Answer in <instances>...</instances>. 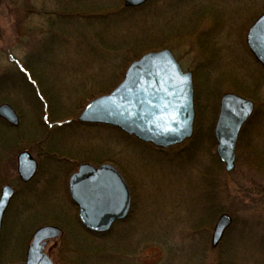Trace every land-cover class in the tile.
<instances>
[{
    "label": "rangeland",
    "instance_id": "obj_1",
    "mask_svg": "<svg viewBox=\"0 0 264 264\" xmlns=\"http://www.w3.org/2000/svg\"><path fill=\"white\" fill-rule=\"evenodd\" d=\"M60 4L0 0V103H9L19 118L16 126L0 122V130L17 139L11 149L10 141L0 144V158L6 160L0 189L4 183L16 188L3 218L0 264L24 260L34 229L44 222L58 221L68 234L75 233L76 225H71L77 209L65 195L71 164L59 156L77 163L107 161L130 185V212L116 225L123 232L105 237L103 242L114 246L101 252L135 264H217L221 256L222 264H264L254 236L264 227V191L260 177L244 167L249 162L240 155L247 149L238 144L234 169H224L219 178L218 163L213 164V129L224 92L254 102L241 141L254 152L264 145V69L245 39L264 0H149L134 7L123 0H83L78 8L66 7L64 14L57 11ZM50 15L56 20V45L37 48ZM147 33L153 36L148 47L141 40ZM163 47L193 72L198 113L192 137L161 148L79 120L85 103L113 88L132 59ZM33 140L44 152L33 151L38 173L23 183L16 172L17 147ZM51 148L56 156L47 152ZM220 177L227 187L224 198ZM45 179L50 183L46 188ZM242 206L246 208L240 211ZM230 208L232 219L213 245L216 223ZM81 236L86 243L79 253L63 250L57 257L61 237L48 241L45 251L56 264H117L97 254V237Z\"/></svg>",
    "mask_w": 264,
    "mask_h": 264
},
{
    "label": "water",
    "instance_id": "obj_2",
    "mask_svg": "<svg viewBox=\"0 0 264 264\" xmlns=\"http://www.w3.org/2000/svg\"><path fill=\"white\" fill-rule=\"evenodd\" d=\"M147 0H124L126 6H138ZM246 42L264 68V11L250 24ZM254 103L234 92L220 97L214 126L216 153L230 171L240 129L250 117ZM0 117L11 125L19 118L7 102L0 103ZM195 118L194 86L191 71H184L170 49L148 51L132 61L122 81L109 93L90 100L79 115L82 122L116 126L145 142L167 147L193 133ZM38 162L28 150L17 155V171L23 181L36 173ZM69 194L78 206L79 219L94 232H106L113 222L124 219L130 210L131 194L126 180L109 162L95 166L83 162L68 181ZM14 193L5 184L0 193V233L5 209ZM231 217L223 213L213 233V244L221 238ZM61 229L52 224L38 227L27 248L25 259L12 264H55L44 251L49 239L59 237Z\"/></svg>",
    "mask_w": 264,
    "mask_h": 264
},
{
    "label": "trees",
    "instance_id": "obj_3",
    "mask_svg": "<svg viewBox=\"0 0 264 264\" xmlns=\"http://www.w3.org/2000/svg\"><path fill=\"white\" fill-rule=\"evenodd\" d=\"M59 1L61 2L60 6H59V9H57L59 14H64L63 12H64L66 7L72 6L71 8H73V7L78 8V7H80V4L83 2V0H59ZM74 4H75V6H74ZM54 12L56 13V10ZM51 18H53L52 15H50V17L49 16L46 17L45 27H43L45 30H43V33H41L43 37H42L41 40L38 41V43H37L38 47L37 48L44 47L46 44H49L50 42H52V43L54 42L55 45H56V39H55V37H56V29H54L55 28V24H56V20L55 19H51ZM53 21H55V22H53ZM152 39H153V36L150 33H147L146 35H144L143 38H141L143 44L146 45V47L151 46L150 44L152 42ZM55 45H54V47H55ZM196 113H198L197 110H196ZM1 121L5 125V122L2 119H0V122ZM195 126H196V124H194V131H195ZM112 128H114V127H112ZM245 128L246 127L243 128V130L241 131V133L239 135V141H238L239 143L238 144L240 145L242 143L243 144L242 146L244 147V149H247V150H244V152L241 153L240 156H241L242 160H244L245 162L248 161L249 165L252 166V168L249 165L247 167L244 166L245 168H248L250 170L248 174L252 175V176H255L256 179L258 177H260V182H258V185L261 186L260 187L261 191H262V189L264 191V145L261 146V147H257L260 150H258L257 152H254L252 150V148H249V145L247 144V142H242L241 139L242 138H244V139L246 138V131L247 130ZM114 129L118 130L117 128H114ZM0 131H1L0 132V144L2 142H4V140H6L8 142L10 141V149L15 147V146H17V139H16L15 136H11L10 134L7 135L8 133L5 130H0ZM118 131H120V130H118ZM121 133H123V132H121ZM41 140H40V142H41ZM30 143L31 144L27 145V146L26 145L18 146L17 150L27 148L30 151H32V152L34 151L36 153L44 152V151L41 150V148H39L38 142L33 140ZM47 152H50L49 153L50 155L56 156L55 155L56 154V150L54 148L48 149ZM59 159L60 160H64L65 158L63 156H59L58 160ZM237 159H238V157H237ZM3 160H4V158H0V173H1V175L3 174V171H2V167L4 166L3 164L6 162V160L5 161H3ZM2 162H4V163H2ZM215 163H218V165H217L218 166V171L220 172V174L218 175V178H219V176L221 174H224L226 172L224 170L223 164L218 160L216 154H214V162H213V164L215 165ZM240 165H242V167H243V164L240 163ZM4 170H6V169L4 168ZM215 170H214V173H215ZM247 172H248V170H247ZM209 177H211V178L213 177L214 178V176L212 174H210ZM220 180H221L220 185H222V194H221L222 197L221 198H224L225 195H226L225 194V190H226L225 188H227V187L225 185V182L223 181L224 177H220ZM65 195H66V198H67L68 202L71 205H73V203L71 202V200L69 198V195H68V192H67L66 189H65ZM245 208H246V206H242L239 209H240V211H242V209L245 210ZM233 212H234L233 209L230 208L229 210H227L226 213H228V214H230L232 216V214H234ZM261 217H263V216H261ZM73 221H74V224L72 223L71 227H74L76 225V231L74 230L75 233H72V235L68 234L67 233L68 231L65 230L66 228H64L62 226V224H60V222L56 221V224L61 225V227L63 228V236L60 238L61 239V242H60L61 246L59 248L60 250L57 252V257H58L59 254H60V256H62V253L60 251H63V250H66L63 254H68V255H72L73 254L74 255V254H76V252L79 253L81 250L85 249L84 247L81 246L83 242L86 243V240L83 239L82 236H81L82 232H84V233H88L89 235L91 234V236H94V237L98 238L99 243H98L95 251H97V254L100 253V255H102V259L105 256V257H108L107 261H112V262L116 261L117 264H135L136 263V261H133V259L130 260V258H127V257H124L122 259L121 256H119L117 254H113V253L109 254L108 251L101 252L104 248L107 247L106 245H109V246L113 245L110 242H103L105 237H108L110 234L112 236H115V237H116V235L120 236L121 232H123V229L121 227L119 229V227L117 226V229H116V225L120 221L116 222L114 224V226L112 227V229L110 231H108L107 233H105V234H95L93 232L87 231L82 226V224L80 223V221L78 219L77 212H75ZM261 222H263V221L260 220L259 223H261ZM242 233H243V230L240 231L238 233V235H242ZM254 236L256 237V240L258 242V246H256L257 250L258 251L262 250L261 252L263 253V251H264V227L262 228L261 232L256 231ZM117 241H118V239H115L112 242H117ZM94 243H96V242H94ZM1 258H2V255L0 256V259ZM218 259H220V260L216 261V263L217 264H222L221 262L223 261V256L219 257Z\"/></svg>",
    "mask_w": 264,
    "mask_h": 264
},
{
    "label": "bare ground",
    "instance_id": "obj_4",
    "mask_svg": "<svg viewBox=\"0 0 264 264\" xmlns=\"http://www.w3.org/2000/svg\"><path fill=\"white\" fill-rule=\"evenodd\" d=\"M177 61H178V59H177ZM179 62V61H178ZM180 64V63H179ZM180 66H181V64H180ZM181 68H182V66H181ZM183 69V68H182ZM86 104L87 103H85V105H84V107L86 106ZM83 107V108H84ZM83 108L81 109V112H82V110H83ZM105 126H109V124H105ZM121 130V129H120ZM123 133H125V134H129V133H126V132H124L123 130H121ZM193 133H194V126H193ZM193 133H192V135H193ZM214 133V132H213ZM192 135L191 136H189V137H187V138H185L184 140H186V139H188V138H190V137H192ZM214 139H215V136H214ZM184 140H182L181 142H183ZM181 142H179V143H181ZM179 143H177V144H179ZM68 162H70V164H71V167L69 168V176H71L75 171H77L78 170V166H80V165H82V161L81 162H79V163H77V161H74V160H69ZM120 172H121V170H120ZM50 176V175H49ZM127 185H128V187H129V190H130V185H129V183L127 182ZM130 194H131V190H130ZM130 208H131V205H130ZM129 212H130V210H129ZM129 212H128V214H129ZM228 214V213H227ZM230 217H231V219H232V216L230 215V214H228ZM127 217V216H126ZM125 217V218H126ZM124 218V219H125ZM124 219H120V220H124ZM226 228H227V226L224 228V231L226 230ZM109 231V230H108ZM108 231H106L105 233H107ZM99 234H103V232H98Z\"/></svg>",
    "mask_w": 264,
    "mask_h": 264
}]
</instances>
